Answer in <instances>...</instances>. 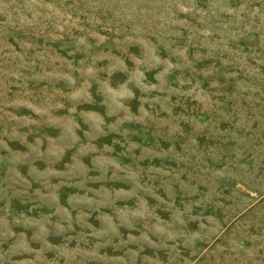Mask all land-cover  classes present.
I'll return each instance as SVG.
<instances>
[{"label":"rangeland","instance_id":"374dc122","mask_svg":"<svg viewBox=\"0 0 264 264\" xmlns=\"http://www.w3.org/2000/svg\"><path fill=\"white\" fill-rule=\"evenodd\" d=\"M0 264H264V0H0Z\"/></svg>","mask_w":264,"mask_h":264}]
</instances>
